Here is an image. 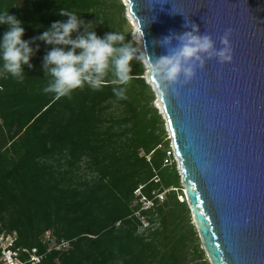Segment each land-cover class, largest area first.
Listing matches in <instances>:
<instances>
[{
  "label": "trees",
  "instance_id": "16d2710c",
  "mask_svg": "<svg viewBox=\"0 0 264 264\" xmlns=\"http://www.w3.org/2000/svg\"><path fill=\"white\" fill-rule=\"evenodd\" d=\"M60 9L101 19L97 35L118 31L137 47L119 0H0V11L23 21L25 40L66 21ZM5 31L0 26V37ZM36 43L22 82L0 62V233L17 237L15 249L27 251L20 259L30 264L36 249L40 264H210L188 203L178 200L181 176L167 165L172 151L144 66L133 62L124 99L113 94L111 74L100 91L85 85L56 98L42 91L50 46ZM140 187L148 198L173 191L141 211L133 206ZM138 212L151 225L144 232ZM46 234L69 248L48 252Z\"/></svg>",
  "mask_w": 264,
  "mask_h": 264
},
{
  "label": "water",
  "instance_id": "95a60500",
  "mask_svg": "<svg viewBox=\"0 0 264 264\" xmlns=\"http://www.w3.org/2000/svg\"><path fill=\"white\" fill-rule=\"evenodd\" d=\"M125 1L153 60L168 54L164 37L191 31L187 20L217 49L231 30L232 62L206 59L166 91L144 59L209 263L264 264V0Z\"/></svg>",
  "mask_w": 264,
  "mask_h": 264
},
{
  "label": "clouds",
  "instance_id": "9594fccd",
  "mask_svg": "<svg viewBox=\"0 0 264 264\" xmlns=\"http://www.w3.org/2000/svg\"><path fill=\"white\" fill-rule=\"evenodd\" d=\"M59 14L68 19L55 21L41 35L25 40L23 21L10 12L0 11V26L6 28L0 37L3 71L22 82L25 66L34 67L31 61L40 50L36 42L45 43L50 49L44 56L42 67L49 82L42 91L56 98L70 96L85 85L93 91H100L111 74L113 94L124 99L125 86L133 76V62L143 65L145 56L165 91L169 85L180 83L181 78L184 82L191 80L197 68L204 67L206 59L218 58L221 63L233 60L231 30L220 38L222 47L217 49L210 35L200 34L199 26L187 20L184 27L191 31L164 37L160 43L168 48V54L153 60L146 47L140 51L131 41H126L121 32H108L103 37L97 35L98 23H104L101 19L98 23L85 21L81 15L64 9H60ZM173 40L179 42L175 47L172 46Z\"/></svg>",
  "mask_w": 264,
  "mask_h": 264
},
{
  "label": "built area",
  "instance_id": "2783aa9c",
  "mask_svg": "<svg viewBox=\"0 0 264 264\" xmlns=\"http://www.w3.org/2000/svg\"><path fill=\"white\" fill-rule=\"evenodd\" d=\"M158 182V180H156ZM143 187H140L136 194L138 197H140V204L141 205V211H151L156 204V201L163 198L162 194L154 193L152 198H148L142 194ZM185 192V190H184ZM179 199L181 202L187 201V196H179ZM139 204V205H140ZM142 228H145L146 230L150 227V223L148 221L141 222ZM141 228V229H142ZM17 241V237L13 235H7L0 233V258L1 262L3 264H26V262L22 261L20 259L21 252H27L24 250L15 249V244ZM51 236L50 234H46L44 236V242L49 243L51 242ZM70 243L69 242H60L57 243L56 241L51 242V246L48 249V252L52 251L53 249L65 251L69 248ZM29 263L30 264H40L43 257L38 255V252L36 249L32 250V252L29 254Z\"/></svg>",
  "mask_w": 264,
  "mask_h": 264
},
{
  "label": "rangeland",
  "instance_id": "374dc122",
  "mask_svg": "<svg viewBox=\"0 0 264 264\" xmlns=\"http://www.w3.org/2000/svg\"><path fill=\"white\" fill-rule=\"evenodd\" d=\"M119 1L122 3V5H123L124 8H125V19H126V25H127V26H126V30H127L128 33H131V37H132L133 41L135 42L137 48H138L140 51H142L141 44L139 43V35L136 33V29L134 28L133 23H132V21H131V19H130V16H129L128 7H127V5H126L127 2H125L124 0H119ZM143 66H144V70H145V76H144V78H145V80H146V83H147L148 85H150L149 80H148V71H147V67H146L145 63L143 64ZM150 86H151V85H150ZM151 90H152V92L154 93V96H155V100H154V102H153V107H154V109L157 111L158 115L161 117V120H162V122H163V126H164V128H165L166 136H167L166 138H167V141H168V143H169V147H170V149H171V151H172V154H171V155H170V153H168V158L171 159V160H170V163L167 164V165H168V166H171L172 164H175L177 171H179V160L176 158V156H175V154H174V152H173L172 141H171V139H170V136H169V133H168V130H167V126H166V121H165L164 115H163V113H162V110H163V109H161V107H160L161 103L159 102L158 94L154 91V88H153L152 86H151ZM0 137H2L1 134H0ZM178 173H179V172H178ZM179 174H180V173H179ZM180 176H181V175H180ZM171 191H173V189L164 190V191H162V192H160V191H156V192H153V193H152V197H153V194H154V193L162 194V195H163V198H162V199H159L158 202H159V204H163V203L167 200V198H168V196H169V194H170ZM182 193H183V195L185 196L184 188H183ZM139 200H140V197H138L137 194L135 193V202L133 203V206L139 205V204H140V201H139ZM178 200L180 201L179 198H178ZM140 205H142V204H140ZM140 212H141V211H140ZM135 215H137V217L140 218L141 222H143V220H144V221H147L146 219L140 217V213H139V212L136 213ZM192 223H193V225L195 226L194 222H192ZM150 227H151V225H150ZM195 228H196V227H195ZM145 230H146L145 228H142V229H141V232H144ZM199 238H200V237H199ZM200 241H201V239H200ZM201 249L204 250V247H203V245H202V241H201ZM204 252H205V250H204ZM205 257H206L207 261L209 262V259H208V257H207L206 252H205ZM0 264H3V263L1 262V258H0Z\"/></svg>",
  "mask_w": 264,
  "mask_h": 264
},
{
  "label": "bare ground",
  "instance_id": "6f19581e",
  "mask_svg": "<svg viewBox=\"0 0 264 264\" xmlns=\"http://www.w3.org/2000/svg\"><path fill=\"white\" fill-rule=\"evenodd\" d=\"M125 1V0H124ZM126 2V1H125ZM126 5H127V7H129V4L128 3H126ZM129 16H130V19H131V21H132V23H133V26H134V28L136 29V31H137V24H136V21H135V19L131 16V14L129 13ZM137 33V32H136ZM139 35V34H138ZM139 43L141 44V47H142V40H141V38H140V36H139ZM143 51V50H142ZM146 67L148 68V65H147V63H146ZM155 88V87H154ZM155 92L158 94V91H156V89H155ZM158 97H159V94H158ZM160 98V97H159ZM160 102V101H159ZM160 107H161V109H163L162 108V104L160 105ZM162 113H163V115H164V112H163V110H162ZM164 117H165V115H164ZM166 118V117H165Z\"/></svg>",
  "mask_w": 264,
  "mask_h": 264
}]
</instances>
